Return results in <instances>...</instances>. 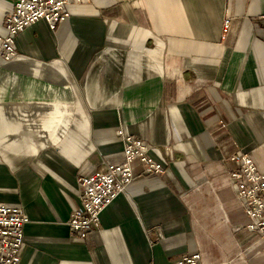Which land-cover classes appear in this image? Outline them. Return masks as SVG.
<instances>
[{
    "label": "crops",
    "instance_id": "crops-1",
    "mask_svg": "<svg viewBox=\"0 0 264 264\" xmlns=\"http://www.w3.org/2000/svg\"><path fill=\"white\" fill-rule=\"evenodd\" d=\"M15 0H0V36ZM0 57V203L28 222L19 264H264L235 194L233 153L264 173V0H89ZM230 31L221 39L224 18ZM139 137L163 172L133 180L84 239L79 179Z\"/></svg>",
    "mask_w": 264,
    "mask_h": 264
},
{
    "label": "built area",
    "instance_id": "built-area-1",
    "mask_svg": "<svg viewBox=\"0 0 264 264\" xmlns=\"http://www.w3.org/2000/svg\"><path fill=\"white\" fill-rule=\"evenodd\" d=\"M89 0H15L4 17L5 34L0 36V57L9 61L16 55L15 36L30 24L42 20L51 30L69 17L70 4ZM264 20V15H260ZM231 19L224 18L221 39L230 31ZM123 143V160L108 164L104 170L79 179V205L68 219L71 232L79 239L97 228L102 210L133 180V163L138 161L143 172L161 173L163 165L149 153V145L143 139L117 131ZM235 169L229 174L234 181L235 194L249 222L246 228L264 240V173L259 172L247 153L236 152L230 156ZM28 222L24 211L17 206L0 203V264H19L24 243L23 227ZM152 264V263H148ZM175 264H202L201 254L194 251L183 255Z\"/></svg>",
    "mask_w": 264,
    "mask_h": 264
}]
</instances>
